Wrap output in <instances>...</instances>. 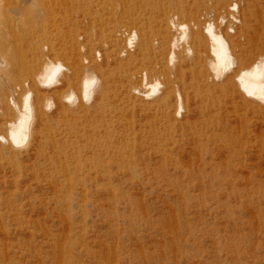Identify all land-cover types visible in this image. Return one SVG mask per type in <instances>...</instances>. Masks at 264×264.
<instances>
[{
    "label": "rangeland",
    "instance_id": "374dc122",
    "mask_svg": "<svg viewBox=\"0 0 264 264\" xmlns=\"http://www.w3.org/2000/svg\"><path fill=\"white\" fill-rule=\"evenodd\" d=\"M125 1L119 23L99 11L100 0H63L55 14L76 43L60 54L41 47L55 40L39 17L22 39L19 78L42 59L68 64L72 51L82 55L79 82L95 69L98 82L88 101L77 79L60 85L76 102L52 98L53 116L34 142L0 140V264H264V120L246 110L207 119L201 100L208 88L219 96L223 81L209 65L208 24L238 35L237 3L248 51L264 31V0L250 13L247 0H182L165 14L159 0ZM11 91L21 103L26 88ZM0 134H8L1 119Z\"/></svg>",
    "mask_w": 264,
    "mask_h": 264
},
{
    "label": "bare ground",
    "instance_id": "6f19581e",
    "mask_svg": "<svg viewBox=\"0 0 264 264\" xmlns=\"http://www.w3.org/2000/svg\"><path fill=\"white\" fill-rule=\"evenodd\" d=\"M8 1L11 0H0V119L8 127L7 136L0 134V140L4 143H9L10 146L20 147L26 145L29 140L34 142L35 138L43 133V126L53 116V112L51 114L47 113V109L50 110L53 107L52 98H55L57 105H61L62 107L64 106L63 98L67 102H76L77 98L73 89L72 92L62 98L61 91L59 90L60 85L71 84L74 79H77L75 82L77 89L81 91L82 98L88 101L93 97L94 89L98 82V75L96 69L95 71L87 70L80 83L79 77L83 65L82 55L70 51L67 58L68 64L65 65L61 59H42L36 64V67L29 69L22 78H19L16 73L25 68L18 65L20 59H23L20 58L22 54L21 42L24 38H31L36 32L38 17L39 20L41 19L40 22L46 24L45 26L44 24L40 26L39 29L49 37L48 39L55 40V42L52 41L53 43L49 42L42 45L41 47L44 49L46 48L53 54H60L68 48H64L66 44L75 45L76 42L74 35L71 36L70 34L69 37V35L62 32L59 24V22H62V19L55 14L57 12L55 7H61L63 0H12V3L15 2L14 6L12 3V6H10V2L8 3ZM111 1L100 0V3L97 4L99 11L102 10L108 13L107 20L113 18V20H117L120 23L122 22L121 19H123L121 17L122 14H119L121 12L120 7L126 1L116 0L117 3L115 4L111 3ZM181 2L182 0H159V9L165 14ZM34 6L39 7V16L34 12ZM230 8L237 10L241 14V17L232 15L234 20L239 22L240 25L237 27V31L236 29H232L238 35L230 34L228 31L218 33L214 30L212 23L208 24L206 28L207 32L205 31L210 38V50L211 54H213V57L209 59L210 68L215 73V76L223 78V81L218 85L220 90L219 96L215 95L214 90L207 89V92L201 99L202 106L208 116L207 119L215 117V115L220 116L223 113L229 114V112L237 116L240 114V111L246 110L264 120V31L255 39H252L250 49L246 51L242 45L243 37L241 35L249 34V24L246 23L245 15L239 10L237 3L231 5ZM255 8L263 9L259 0H247L244 12L250 13ZM221 19L224 21L225 16H221ZM50 21L52 24L49 25ZM103 21H106V17L103 18ZM107 36L111 37L112 35L107 34ZM62 37H64L63 40ZM67 38L68 40H66ZM136 39L137 32L133 30L127 44L132 46ZM175 43L176 38L172 39V45L169 46L174 47ZM147 49L148 43L145 42L140 47V51ZM172 49L170 48L169 50L170 60H173L175 55ZM247 52L249 53L247 54ZM16 55L18 58H16ZM97 70L101 71L102 69L98 68ZM17 84H22L26 88V92H23L25 94L21 103L14 97L15 89H13L14 95L11 91ZM53 84H59V86L50 91L45 89ZM147 84L150 85L146 81L145 86ZM150 87H152L151 94H155L159 90L160 82L156 81ZM134 89L136 93L139 91L137 87H134ZM146 93L142 92L143 95L148 96ZM177 96L179 97V102H177L176 114H181L183 111L181 95ZM182 98H184L183 95ZM168 100L169 94H166L157 104V108L163 114L166 113ZM217 135L221 136L222 134L217 133ZM260 143L264 146V141ZM254 177L250 175L249 179L251 182L255 180Z\"/></svg>",
    "mask_w": 264,
    "mask_h": 264
}]
</instances>
